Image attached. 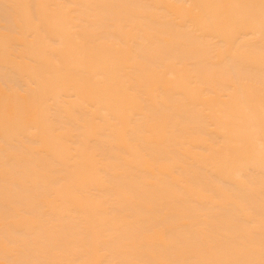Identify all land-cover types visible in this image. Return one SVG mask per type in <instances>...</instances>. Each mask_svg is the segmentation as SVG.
Masks as SVG:
<instances>
[{
    "label": "bare ground",
    "instance_id": "1",
    "mask_svg": "<svg viewBox=\"0 0 264 264\" xmlns=\"http://www.w3.org/2000/svg\"><path fill=\"white\" fill-rule=\"evenodd\" d=\"M0 264H264V0H0Z\"/></svg>",
    "mask_w": 264,
    "mask_h": 264
}]
</instances>
